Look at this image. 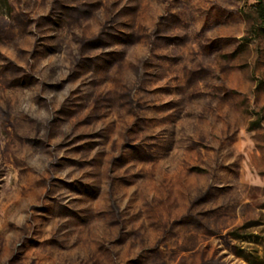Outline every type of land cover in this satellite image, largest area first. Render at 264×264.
Listing matches in <instances>:
<instances>
[{
	"label": "rangeland",
	"instance_id": "1",
	"mask_svg": "<svg viewBox=\"0 0 264 264\" xmlns=\"http://www.w3.org/2000/svg\"><path fill=\"white\" fill-rule=\"evenodd\" d=\"M258 1L0 0V264H264Z\"/></svg>",
	"mask_w": 264,
	"mask_h": 264
},
{
	"label": "trees",
	"instance_id": "2",
	"mask_svg": "<svg viewBox=\"0 0 264 264\" xmlns=\"http://www.w3.org/2000/svg\"><path fill=\"white\" fill-rule=\"evenodd\" d=\"M255 8H256V13H257L258 19L261 21V23L264 26V3L261 0H259L256 4ZM91 42H93V41H91Z\"/></svg>",
	"mask_w": 264,
	"mask_h": 264
}]
</instances>
